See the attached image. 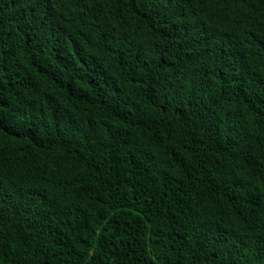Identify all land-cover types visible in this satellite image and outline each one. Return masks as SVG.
Instances as JSON below:
<instances>
[{
  "label": "trees",
  "instance_id": "trees-1",
  "mask_svg": "<svg viewBox=\"0 0 264 264\" xmlns=\"http://www.w3.org/2000/svg\"><path fill=\"white\" fill-rule=\"evenodd\" d=\"M0 264H264V0H0Z\"/></svg>",
  "mask_w": 264,
  "mask_h": 264
}]
</instances>
